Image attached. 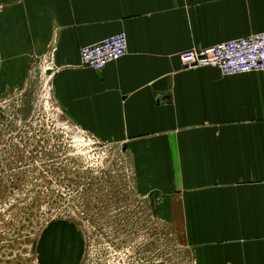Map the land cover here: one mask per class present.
<instances>
[{"label":"crops","instance_id":"1","mask_svg":"<svg viewBox=\"0 0 264 264\" xmlns=\"http://www.w3.org/2000/svg\"><path fill=\"white\" fill-rule=\"evenodd\" d=\"M262 32L264 0H0V92L39 69L66 120L131 158L190 264H264V72L179 60ZM120 33L124 57L81 66V47ZM39 247V264L79 260L69 227Z\"/></svg>","mask_w":264,"mask_h":264},{"label":"rangeland","instance_id":"2","mask_svg":"<svg viewBox=\"0 0 264 264\" xmlns=\"http://www.w3.org/2000/svg\"><path fill=\"white\" fill-rule=\"evenodd\" d=\"M12 79L0 92V264H39L53 225L75 231L77 264H190L131 158L66 120L39 69L24 86Z\"/></svg>","mask_w":264,"mask_h":264},{"label":"built area","instance_id":"3","mask_svg":"<svg viewBox=\"0 0 264 264\" xmlns=\"http://www.w3.org/2000/svg\"><path fill=\"white\" fill-rule=\"evenodd\" d=\"M126 53L127 36L120 33L97 44L81 47L80 64L83 68L99 72ZM179 60L185 69L214 68L223 76L264 72V32L203 50L190 49L183 52Z\"/></svg>","mask_w":264,"mask_h":264},{"label":"water","instance_id":"4","mask_svg":"<svg viewBox=\"0 0 264 264\" xmlns=\"http://www.w3.org/2000/svg\"><path fill=\"white\" fill-rule=\"evenodd\" d=\"M123 151H124V149H123ZM141 264H148V263H141ZM154 264H160V263H154Z\"/></svg>","mask_w":264,"mask_h":264}]
</instances>
